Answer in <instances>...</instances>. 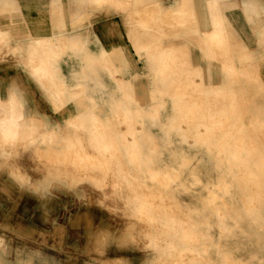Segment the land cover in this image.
<instances>
[{
	"label": "rangeland",
	"instance_id": "374dc122",
	"mask_svg": "<svg viewBox=\"0 0 264 264\" xmlns=\"http://www.w3.org/2000/svg\"><path fill=\"white\" fill-rule=\"evenodd\" d=\"M181 1L193 14L175 25L179 0H146L145 8L136 0H88L81 9L79 0H0V121L14 116L23 126L16 136L0 129V194L25 225L16 249L17 219L0 223V264H70L71 258L78 264H264V17L248 11L244 0H228L218 16L231 26L224 30L219 21L223 36L216 47L201 49L204 62L194 29L213 24L208 0L205 22L196 20L199 0ZM259 2L254 12L264 14ZM102 7L107 15L112 7L118 11L115 23L137 9L128 21L152 30L164 48L188 46V56L184 51L158 64L170 49L158 50L149 70L156 76L152 91L133 88L119 72L123 63L101 59L118 43L100 35L108 50L97 38L81 48L72 35L87 31L70 33L76 29L71 12L88 15L84 23ZM170 19L175 26L166 29L162 23ZM43 40L55 44L48 57L33 46ZM123 42L131 74L141 76L134 41ZM90 54L94 59H86ZM44 61L47 68L39 65ZM140 79L137 86L148 85L146 76ZM40 100L49 116L36 110ZM33 196L71 202L48 221V232L28 242L27 225L44 228ZM97 199L103 208H95ZM84 209L107 217L102 230L86 224L88 212L72 217ZM67 218L76 219L92 250H61L67 232L60 222Z\"/></svg>",
	"mask_w": 264,
	"mask_h": 264
},
{
	"label": "crops",
	"instance_id": "0c3cea01",
	"mask_svg": "<svg viewBox=\"0 0 264 264\" xmlns=\"http://www.w3.org/2000/svg\"><path fill=\"white\" fill-rule=\"evenodd\" d=\"M79 1H80V4H79L80 9L83 8V5H86L88 2V0H85V1L79 0ZM136 1L137 2L143 1V2H138V3H142L143 4L142 6L144 8H145V6L147 7V5H148L147 3H145L146 0H136ZM182 2L183 1L179 0V2L176 3L177 4L176 6H180V4H182ZM244 2L243 3L246 6V9L248 11L253 12L257 17H264L263 13L256 14L254 12V9H253V6H259L260 5L259 0H255V4L252 7H250V2L248 0H244ZM229 4H231V3H229L228 0H220V1L219 0H208V7H207V2L204 5L203 0H199L198 5L201 8V13H200L201 17L197 13L196 20L205 22L204 12L206 11V7H207V9H208L207 10V13H208L207 17L209 16L211 18V20L213 21V24L211 21H209V28L208 29H201L199 27L197 29H194V31L196 33H198L201 37L200 41H199V45H198L199 46V55H200V59L204 62L206 60L203 59V54L201 53V49L202 48L204 49L206 47L205 44H207L208 49H210L211 47H216L218 45L219 41L221 40L222 36H223L224 32L219 28V21L221 22L224 30L228 31L227 25L231 26L230 21H221V20H219V16H218L219 15L218 12L221 11V8L225 7ZM113 8L114 7H112V15H107L104 11L105 7H102V13L94 16L93 19L91 18L92 20H87V21L85 20L84 23L83 22L81 23V21H84V19L86 17L88 18V15L85 16V14H84V16H83V14L79 10L75 11V13L71 12L70 13V20L75 22L76 29L70 33L82 32L83 30L87 31L86 33H88V34H86V35H84V32L80 33L79 35H72V36H77L80 38L81 48L83 47L85 40H87V39L92 40V39L97 38L98 41L104 47H106L108 50L107 45L102 40L100 35H103L107 42L115 41L116 43H118V44H116L117 45L116 47L109 50V53L107 55H104V56L102 55L101 59L104 60V57H116L119 60V62L123 63L125 66V69L123 71H122V69H119V72H123V74L125 76V79H123V80L129 81L130 86H132L133 88L143 89L144 91L147 90V93H150L152 91L151 90L152 88L150 86L154 82L153 79L156 78L155 75H153L151 72H149V70H151V68H152V62L154 59L153 57H155V53L158 50L170 49L169 53L167 54L166 57H164L161 60H158L157 63L160 64L163 62H167V60L171 59L172 56L175 58V60L179 59L180 55L184 54V51L186 54L183 58L185 59V57L188 56L189 48H188V46H182V45L180 47L171 46V47L164 48L160 44V41L162 39L159 40L158 42L157 41L154 42L152 37H151V34L153 32L152 30L143 31L137 27V25L135 23L136 21H131V19H130V21L127 20V19H129V15H131L132 12L134 10H137V9L130 10V12L127 15L122 13L123 15L118 20L119 22L116 21L117 23H115L114 20H115L116 16L119 15V13L117 10L114 11ZM169 8H167V9H169ZM138 9H141V8H138ZM177 9H178V13L175 14V23H174L175 25L186 23L188 16L193 14L192 8L180 6ZM60 10H61V8H60ZM63 19H65L64 21H66V16L63 17ZM246 20L247 21H243V26H245L248 29L249 19H247V17H246ZM97 21H105L107 23V25H104L102 27H96ZM166 22H168L169 23L168 26H170V27H166V29L173 28L175 26V25L171 26V25H173V24H170L172 22L171 19H170V21H166ZM166 22H163L164 24H162V25L167 26ZM239 22L240 21H235V23H239ZM197 23H199V22H197ZM117 24H118V27H120V28L115 27ZM157 25L160 26V23H158ZM135 27L138 28L137 31H135L136 30V29H134ZM206 35H210V37H208L209 41L207 43H206ZM145 39H148V42L150 44L148 42L146 44ZM123 40L124 41L131 40L132 42L134 41V43H135L134 49H135V56L137 58V62L140 63L143 67V72H142L141 76L139 74H137V75L131 74L132 72L130 70V66H132V63L130 61L131 59L122 51V45L124 43ZM138 48L139 49L144 48V52L142 55L138 54V51H137ZM240 48L246 49V47H244V46H240ZM91 49L96 51L97 45L92 43ZM230 49L232 51L231 45H230ZM147 51H149V52H147ZM98 52L101 53L100 51H98ZM232 56L235 59V67L240 68L241 65L238 64V57L233 52H232ZM88 57L89 58L91 57L94 59V56L91 54L89 56H87L86 59ZM124 57H126V59H124ZM84 58H85V56H84ZM95 60H97V59H95ZM187 62L189 63L192 71L196 70V68H193L191 66L190 61H187ZM207 62H209V65H208L209 66V70H208L209 76H208V78L210 79V78H213V76H214V69H211V65H212L211 61H207ZM246 63L247 62H245L242 66L246 67L247 66ZM98 71H99L98 75L103 76V74H104V77L107 78L106 84L107 85H108V83L111 84V82H110L111 80L108 79V76L105 75L104 70L103 69L101 70L98 67ZM220 71H221L220 73H221V81H222L220 84H222L223 80H224V78H223L224 73H223L222 69H220ZM167 74H169V73H167ZM194 74L195 73L192 72V73H189L188 75L194 76ZM98 75H95V76H98ZM184 75H187V74L184 73L183 76ZM144 76H146V81L148 82V85L143 86V87L137 86L136 81L141 80L140 78L144 77ZM203 84L205 87H208L209 89L217 87L211 83H209V85H207L204 83V81H203ZM89 87H94V85L90 84ZM19 105H20V103H19ZM36 110L38 111L39 115L40 114H42V116H49L50 115L48 104L45 103V101H43V100H40ZM31 198H33L37 202L38 208L42 213L41 224L44 226V228L38 229L33 224L27 225V227H28L27 234L30 235V237H28V239H31L28 242H34L35 239H37L42 233L48 232L52 227L51 226L52 222L50 223L48 221L50 219H54L56 217L55 216L53 218L54 215L58 214V212H59L58 209L60 208V206L64 210L68 211V205L67 204L68 203L70 204V202H71V201L67 202L66 201L67 198H66V200H63V201H61L60 199L58 201H56V199H54V198L52 199L49 197H46V200H45V199H43V197H40V196H38V197L33 196ZM0 207H1L0 208V214H1L0 215V217H1L0 223L3 221V222H8V223L13 224L12 222L15 220V218L17 219L19 215L17 214L15 216L13 214V210L8 209V207H9L8 199H5V197L1 194H0ZM95 208H103V206H100L98 199H97V205ZM91 209L90 210L84 209L82 211L77 210L75 212V214L72 215V217L73 218L79 217L82 214V212H88L89 216H90V222L87 220L86 224H90L91 227H94V229L97 232H99L100 230H102L104 228L105 224H107V221L105 219L107 217L97 213L96 209L94 211ZM72 211H74V210H72ZM58 217H59V214H58ZM75 220L74 219L69 220L67 218V219H65L64 222H60V223H62V227H64L65 232H67V240L64 242L61 250H66L70 255H77L74 252L83 253V251L86 252L87 250H92L94 248V244L92 242H90V244H89V242L84 240L85 232H84V230L77 229L79 224L76 223ZM20 225H21V228H20ZM45 228H47L48 231H46ZM24 229H25V225L17 219V224H16L17 239H16V245H15L16 249H19L21 247V240L19 239V237L21 236L20 231H24ZM85 239H86V237H85ZM53 247L55 248V246H53ZM20 249H22V248H20ZM29 249L40 251V249H43V248L29 247ZM112 250H115V247H113ZM47 255H48V258L51 257V255H49V254H47ZM70 264H78V263H77L75 258H71Z\"/></svg>",
	"mask_w": 264,
	"mask_h": 264
},
{
	"label": "bare ground",
	"instance_id": "6f19581e",
	"mask_svg": "<svg viewBox=\"0 0 264 264\" xmlns=\"http://www.w3.org/2000/svg\"><path fill=\"white\" fill-rule=\"evenodd\" d=\"M136 16H138V20H143V17L140 13H136ZM10 23H13L11 21H9ZM140 22V21H138ZM164 24V23H162ZM169 23L166 22V25H168ZM172 24V22L170 23ZM1 35V34H0ZM72 43H75V38L72 37ZM60 44V43H59ZM33 46H35L36 48L41 49L44 52V55L46 57H48L49 55L52 54L53 49L55 47V44L50 40V41H35ZM65 46V45H64ZM56 49V48H55ZM39 65H41L43 68H47L50 64L46 61L40 62ZM19 119H16L14 116L13 117H9V118H5L4 120H2V122L0 121V129H2L3 131L7 132V131H11L13 136H16V133L18 132L19 134V130L22 129V125L21 123H19L18 121ZM18 129V130H17Z\"/></svg>",
	"mask_w": 264,
	"mask_h": 264
}]
</instances>
